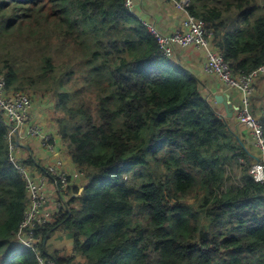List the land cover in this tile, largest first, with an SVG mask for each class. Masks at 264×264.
Masks as SVG:
<instances>
[{"label":"trees","instance_id":"trees-1","mask_svg":"<svg viewBox=\"0 0 264 264\" xmlns=\"http://www.w3.org/2000/svg\"><path fill=\"white\" fill-rule=\"evenodd\" d=\"M190 11L235 75L264 64V0H191ZM0 75L9 91L55 100V125L84 175L66 208L35 229L44 258L264 264L257 154L125 0H0ZM7 134L0 114V264H39L17 243L29 197ZM60 228L70 255L48 247Z\"/></svg>","mask_w":264,"mask_h":264},{"label":"built area","instance_id":"built-area-1","mask_svg":"<svg viewBox=\"0 0 264 264\" xmlns=\"http://www.w3.org/2000/svg\"><path fill=\"white\" fill-rule=\"evenodd\" d=\"M173 3L176 10L183 16L181 27L174 33H164L156 26L142 20L144 26L155 36L160 53L173 59L178 50L197 49L206 56L203 70L206 74L216 76L229 90L242 93V107L238 113V121L246 126L251 134L253 143L258 150V158L251 167V175L256 182L264 184V104L261 117H256L251 110V99L255 94V80L264 74V64L250 74L235 75L226 62L224 55L212 46L213 35L207 25L190 11L191 0H166ZM125 4L134 13V0H125ZM34 98V97H33ZM0 114L8 126L7 141L9 159L18 173L26 182L29 204L17 235V243L32 249L38 256L39 264H55L53 260L42 256L40 243L42 237L37 236L35 229L53 221L50 213L45 212L50 201L47 184L53 182L58 191L55 214L66 208L70 200L71 179L63 164L49 165L42 170L43 174L36 175L35 170L25 163L26 158L18 155V147L25 141L34 138L39 140L41 147L50 153H61L56 143V132L31 120L33 117L32 95L27 92H12L7 88L5 77L0 75ZM59 135V133H58ZM60 137V136H59ZM84 175L80 174V177Z\"/></svg>","mask_w":264,"mask_h":264},{"label":"crops","instance_id":"crops-1","mask_svg":"<svg viewBox=\"0 0 264 264\" xmlns=\"http://www.w3.org/2000/svg\"><path fill=\"white\" fill-rule=\"evenodd\" d=\"M134 11L138 15V18L141 22L142 20L148 22L153 26H156L160 31L164 33H174L178 31L184 18V16L175 9L173 3L166 0H134ZM188 50H178L173 59L180 62L184 67L192 71L199 78L203 85L205 95L211 101L212 105H214L216 111L224 119L232 120L231 123L234 128H237L244 133L245 139L251 146L253 153L255 155L257 154L256 156H258V150L253 143V139L248 128L242 125L238 120H236V117L238 119L239 110L243 105L242 93L238 90H229L228 88H226L225 84L221 82L216 76L208 75L204 72L203 65L205 63L206 56L203 52L197 49H193V54L200 53V59H197L195 55H188ZM254 87L256 91L251 99V110H253V107H255V116L259 118L261 117V110L264 104V74L259 76L255 80ZM222 94L228 95L230 98V101L234 108L233 117L228 116L225 105L219 104L216 101V96ZM34 110L37 111L36 109H33V115L35 114ZM42 113L43 112H41V109H38V114L36 115L35 119L38 120L37 123L40 121L39 124L51 129L53 132H56L55 139L56 143L59 145L61 153L58 152L53 154L49 151H46L41 147L39 140H34V138H32L25 141L20 147H18V155L22 158H33L37 165L33 167L30 165L29 166L33 170H35L36 175L39 174V176L43 174L44 171L42 172V170L47 168V166L56 165L58 161H60L63 164V168L68 171L70 175L71 187H73V189L76 187H81L84 183V179H80V172L78 168L72 163L69 152L64 146L61 137H59L60 134L58 135L59 130L55 125V122L51 119H48L47 115L44 116ZM32 144H34L35 146L38 145L37 152H34ZM21 151H25L26 155L24 156ZM80 174L82 175L83 173ZM79 179L80 181H78ZM47 191L49 193L50 201L46 205L45 212L50 213L51 216H54L58 200V191L52 181H50V183L48 182ZM69 239L70 240L67 244L64 235L65 241L62 240L65 242V245L63 244L65 247L64 248L58 242L60 240L59 237L53 234L49 239L48 247L52 250H59L67 255H70L72 254L74 245L73 239L70 235Z\"/></svg>","mask_w":264,"mask_h":264},{"label":"rangeland","instance_id":"rangeland-1","mask_svg":"<svg viewBox=\"0 0 264 264\" xmlns=\"http://www.w3.org/2000/svg\"><path fill=\"white\" fill-rule=\"evenodd\" d=\"M187 54L188 55H195V57L197 58V59H200V53H196V54H193V49L191 48V49H189L188 51H187ZM28 94H30V95H32V101H33V109H36L37 111H35L34 110V112H35V114L33 115V117L31 116V120H36L35 118H36V115L38 114V109H41V112H43L42 114L44 115V116H46L47 115V118L48 119H51V120H53L54 121V117H55V115H56V105H57V103L55 102V100H51V99H49L50 97L48 96V97H42V96H36V95H34L33 93H29V92H27ZM34 97V98H33ZM37 112V113H36ZM37 118H38V116H37ZM36 121H38V120H36ZM40 122V121H39ZM32 146H33V150H34V152L36 151L37 152V150H38V148H37V146L38 145H34V144H32ZM32 148V147H31ZM23 154H24V156L26 155V152L25 151H21ZM28 158V157H27ZM26 158V159H27ZM31 168V167H30ZM79 176H80V173H79ZM80 179H84V177L83 178H81L80 177ZM80 179L78 180V181H80ZM55 235L56 236H58L59 237V243L64 247V245H65V240H64V235H65V239H66V243L68 244V241L70 240L69 239V235H68V233L67 232H65V230L64 229H59V230H57L56 231V233H55ZM62 240H64V241H62ZM64 244V245H63ZM65 248V247H64ZM72 248V247H71ZM71 250V249H70ZM65 255H67V254H65ZM79 261H81V260H79Z\"/></svg>","mask_w":264,"mask_h":264},{"label":"water","instance_id":"water-1","mask_svg":"<svg viewBox=\"0 0 264 264\" xmlns=\"http://www.w3.org/2000/svg\"><path fill=\"white\" fill-rule=\"evenodd\" d=\"M216 101L219 104L225 105L228 116L229 117H233L234 108H233V105H232L228 95H223L222 94V95L216 96ZM255 158H256L257 161H260V159L257 156H255Z\"/></svg>","mask_w":264,"mask_h":264}]
</instances>
